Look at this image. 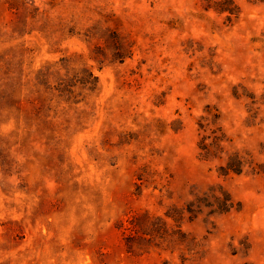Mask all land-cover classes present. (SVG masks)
I'll return each mask as SVG.
<instances>
[{
	"label": "rangeland",
	"instance_id": "374dc122",
	"mask_svg": "<svg viewBox=\"0 0 264 264\" xmlns=\"http://www.w3.org/2000/svg\"><path fill=\"white\" fill-rule=\"evenodd\" d=\"M233 1L0 0V264H264V0Z\"/></svg>",
	"mask_w": 264,
	"mask_h": 264
},
{
	"label": "trees",
	"instance_id": "16d2710c",
	"mask_svg": "<svg viewBox=\"0 0 264 264\" xmlns=\"http://www.w3.org/2000/svg\"><path fill=\"white\" fill-rule=\"evenodd\" d=\"M207 2L208 4L204 8L206 11L212 9L218 14H227V19L237 17L239 14V7L233 0H207ZM95 79L96 78L93 77L91 82L93 86L96 85ZM207 113L208 116H201L197 121L199 131L204 133L201 134V137L197 143L200 158L203 160L221 159L223 154L226 153L227 155L224 164L219 167V174H241L247 165H252L251 160L246 159L235 152H231L229 154L225 152L224 143H226L228 140L222 127L218 124V113ZM180 128V123L177 122V126H173L172 130L177 132L180 130ZM207 139H210L209 143L206 142ZM252 172L258 174L261 172V170L252 168ZM210 196L213 200V204H211V209L209 211L211 214H225L233 208V202L227 192H220V195L210 194Z\"/></svg>",
	"mask_w": 264,
	"mask_h": 264
}]
</instances>
